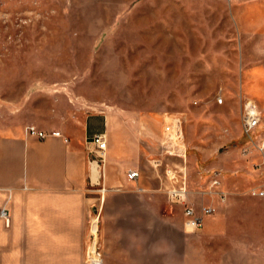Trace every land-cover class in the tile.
<instances>
[{
	"label": "rangeland",
	"instance_id": "1",
	"mask_svg": "<svg viewBox=\"0 0 264 264\" xmlns=\"http://www.w3.org/2000/svg\"><path fill=\"white\" fill-rule=\"evenodd\" d=\"M33 92L49 129L67 110H108L165 139L181 117L196 208L211 202L201 171L224 170L230 197L203 229L128 234L134 264H264V197L246 193L264 184V0H0V99ZM248 99L263 115L252 138ZM164 203L183 224L182 205ZM102 235L88 264L104 263Z\"/></svg>",
	"mask_w": 264,
	"mask_h": 264
},
{
	"label": "crops",
	"instance_id": "2",
	"mask_svg": "<svg viewBox=\"0 0 264 264\" xmlns=\"http://www.w3.org/2000/svg\"><path fill=\"white\" fill-rule=\"evenodd\" d=\"M0 100V210L11 216L10 226L0 217V264H88L96 218L103 264H134L135 237L128 234H194L167 213L171 183L164 167L152 163L161 157L163 129L149 132L108 110L82 114L80 108L63 114L62 129H49L33 112L34 92L19 102ZM30 125L63 137L39 139L27 133ZM98 134L108 139L103 162ZM131 170L140 176L129 179Z\"/></svg>",
	"mask_w": 264,
	"mask_h": 264
},
{
	"label": "built area",
	"instance_id": "3",
	"mask_svg": "<svg viewBox=\"0 0 264 264\" xmlns=\"http://www.w3.org/2000/svg\"><path fill=\"white\" fill-rule=\"evenodd\" d=\"M224 100L218 97V102L223 103ZM263 120V115L257 103L254 100L248 99L244 105V115L242 120L243 133L252 138L253 131L258 128ZM168 136L161 142L160 156H169L181 160L180 165H173L165 163L161 157L152 159L154 167H164L165 175L170 181V185L166 188L168 199L173 204H181L184 211V228L187 232L202 230L205 225L206 218L213 216L217 210L214 201L225 204L230 192L224 185V170L220 168L204 169L201 175L208 176L206 189L202 191V196L209 197L211 202L202 201L199 208L191 200L192 191L189 188V181L187 175V158L188 150L185 144V136L182 129L181 117H176L171 123V126L166 127ZM27 133L39 139H46L50 135L63 137L61 131L47 132L40 130L35 125L27 127ZM68 141L67 138H65ZM94 141L97 145V155L103 162L106 157L108 148V139L106 134H98ZM258 150L264 152V140L258 144ZM140 176L138 170H131L128 172V178L134 180ZM248 195L254 197H264V184L252 187L246 192ZM0 217L5 221L7 226L11 224V216L7 208L0 210ZM93 264H102L101 260H92Z\"/></svg>",
	"mask_w": 264,
	"mask_h": 264
},
{
	"label": "bare ground",
	"instance_id": "4",
	"mask_svg": "<svg viewBox=\"0 0 264 264\" xmlns=\"http://www.w3.org/2000/svg\"><path fill=\"white\" fill-rule=\"evenodd\" d=\"M99 231V223H98V218L95 219L94 225H93V232L94 234H97ZM94 245V244H93ZM92 249H94V246H91ZM90 249V248H89ZM95 250V249H94ZM91 251V250H90ZM92 253V252H91ZM91 255V254H90Z\"/></svg>",
	"mask_w": 264,
	"mask_h": 264
}]
</instances>
